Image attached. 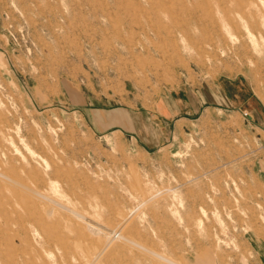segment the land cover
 <instances>
[{"label":"rangeland","instance_id":"obj_1","mask_svg":"<svg viewBox=\"0 0 264 264\" xmlns=\"http://www.w3.org/2000/svg\"><path fill=\"white\" fill-rule=\"evenodd\" d=\"M0 264H264V0H0Z\"/></svg>","mask_w":264,"mask_h":264},{"label":"crops","instance_id":"obj_2","mask_svg":"<svg viewBox=\"0 0 264 264\" xmlns=\"http://www.w3.org/2000/svg\"><path fill=\"white\" fill-rule=\"evenodd\" d=\"M163 100H164V98L161 99V105H160V108L162 109V111H157L156 112L157 113V117L159 115L161 117V120H164V121H173V119H176V118H177V120H179V118H182L181 116L180 117L177 116V115H179L178 114V110H172L170 108V104H166L165 103L166 106L164 108V101ZM165 101H166V99H165ZM168 102H169V100H168Z\"/></svg>","mask_w":264,"mask_h":264},{"label":"bare ground","instance_id":"obj_3","mask_svg":"<svg viewBox=\"0 0 264 264\" xmlns=\"http://www.w3.org/2000/svg\"><path fill=\"white\" fill-rule=\"evenodd\" d=\"M261 22H262V21H261ZM243 115H244V116H247V113L243 112Z\"/></svg>","mask_w":264,"mask_h":264}]
</instances>
